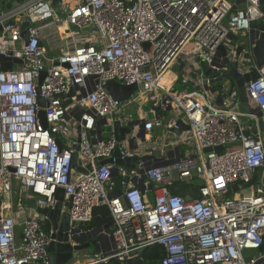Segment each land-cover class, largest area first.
<instances>
[{"label":"built area","instance_id":"built-area-1","mask_svg":"<svg viewBox=\"0 0 264 264\" xmlns=\"http://www.w3.org/2000/svg\"><path fill=\"white\" fill-rule=\"evenodd\" d=\"M13 1L0 0V57L21 61L8 71L0 63V264H47L57 230L24 202L53 208L59 189L70 204L71 232L91 223L96 207L111 213L109 248L86 264H140L152 246L165 249L162 264H264V66L252 40L264 0H243L244 8L230 0H24L3 10ZM220 47L242 75L254 73L247 101L261 118L234 111L231 80L205 76L204 62L223 63ZM175 67L176 86L188 90L163 81ZM111 81L137 91L117 101L106 87ZM143 102L169 117L134 121L130 108ZM179 122L188 129L177 135ZM116 123L132 125L121 143ZM155 129L163 130L162 140ZM134 157L140 161L128 174L118 160ZM184 183L202 198L171 193ZM250 251L256 255L246 258Z\"/></svg>","mask_w":264,"mask_h":264},{"label":"water","instance_id":"water-1","mask_svg":"<svg viewBox=\"0 0 264 264\" xmlns=\"http://www.w3.org/2000/svg\"><path fill=\"white\" fill-rule=\"evenodd\" d=\"M24 0H15V2L9 6V8L17 7ZM262 11L264 13V6L262 7ZM10 25L14 26L15 22L11 21ZM28 23H23L21 26L22 37L28 42L29 36L27 32ZM75 31L79 29L74 27ZM252 40L254 42L253 54L256 60V63L259 67L264 66V20L260 21L257 27L253 30ZM148 44H145L146 49H148ZM243 47H239L237 50V55L239 56ZM219 52L224 57V61L222 64H218L215 60L210 65L208 62H204L203 68L205 69V76L210 78H217L216 82H221L224 79H229L233 82L235 87L238 89V107L234 109L235 112L240 113L241 115L247 116L248 114H256L258 118H261L259 113H256L251 110L247 101L246 94V84L249 83L254 78V73L242 75L239 71L238 62H231L229 58L226 57L227 53L224 47L219 48ZM1 69L3 71L12 70L14 64H20L21 61L18 59H9L6 57H0ZM45 76V73L41 75L40 85ZM107 90L112 95V97L117 101H125L128 100L134 93L137 91L136 85L125 86L121 85L115 81H111L107 84ZM38 94H40V90H38ZM73 95V93L71 94ZM39 105L43 108L46 106V101L39 97ZM38 119L41 127L43 129L48 128L46 115L43 110L38 112ZM180 129H175L173 132L177 135L181 133L182 130H187L188 127L182 124V122L178 123ZM131 126L129 127H121L119 123L114 125V136L118 143H121L125 140L126 134L131 132ZM258 127L264 133V122L259 119ZM222 148L218 147L215 151H221ZM211 149H206L205 152H211ZM116 156H119L118 151L116 152ZM140 161L139 157H134L126 160H118V164L124 166L126 172L129 174L130 171L137 165ZM111 160H106L102 162L103 164L110 163ZM73 166H76V156H74ZM91 171V166L87 168ZM83 173H87L88 170H81ZM259 174V169L255 170V178L253 182H255L257 175ZM127 176L125 181H128ZM238 186L234 185L232 189L227 193V197H230L233 194V191H237ZM171 193L173 195L181 196V197H193L195 199H201L202 194L199 188L194 187L191 184L184 183L179 184L171 188ZM65 192L63 189H59L56 194V204L53 208H39L36 205L35 200H28L24 202V205L30 207L38 214L46 218L50 225L57 230V233L54 237L53 242L50 244L48 248V259L47 264H71L74 260H77L81 257L89 256L87 253L91 248L96 249L98 242L101 238L110 234L113 231V227L110 224L106 228H104V232L102 230H91L85 231L84 226L79 225L76 231L71 232L70 226V215L67 211L70 204L68 206L65 205ZM81 232V234H80ZM260 252H264V236H263V245L259 250ZM140 264H143L142 262Z\"/></svg>","mask_w":264,"mask_h":264},{"label":"crops","instance_id":"crops-1","mask_svg":"<svg viewBox=\"0 0 264 264\" xmlns=\"http://www.w3.org/2000/svg\"><path fill=\"white\" fill-rule=\"evenodd\" d=\"M67 2L69 3H72V4H76V2H78V0H66ZM15 2V0L11 3V4H4V8L3 10H7V9H10L9 6L12 5L13 3ZM230 2L232 3V5L235 7V8H244L245 7V3L243 0H230ZM89 33L90 36H94L96 31L95 30H89ZM88 35V39L90 38V36ZM237 40V38H236ZM46 48L47 50L49 51V53L51 55H57L59 54V50H57V44L54 45V44H50V43H47L46 44ZM180 72V70H179ZM169 75L171 74L172 77H173V81L171 82L170 81V78L168 77V83L167 85L168 86H173V88L177 89V90H188V86H184V85H181L180 83V87L177 88L176 87V83H177V79H179V74L177 71H175L174 69L171 70L169 73ZM177 84V85H178ZM218 104V103H217ZM150 103H146V102H143L142 104L140 105H134L132 108H130V113L133 115L134 117V121L136 122H139L140 120L142 119H148L149 121L153 120L155 117H157L158 115H161L162 117L164 118H168L169 117V114L167 111H164L162 110L161 108H159L158 106H153L150 107ZM220 105V104H218ZM134 107H138L139 110H135ZM145 107L147 109H145ZM152 135L154 138H158V140H162V137L164 136V132L163 130L161 129H155L153 132H152ZM152 149V148H151ZM6 202V201H5ZM27 207V206H26ZM28 209L31 210V212L33 211H36V210H33L32 208L30 207H27ZM1 211V210H0ZM4 210L2 211V215H4ZM91 231V230H90ZM20 234V233H19ZM109 248V242L107 241V239H105L104 237L100 239V241L98 242V245L96 247V249L94 250L93 254H89V256H93L95 254H100L102 252H106ZM79 260H82L81 262ZM88 258L87 257H81V258H78L77 259V262L74 263V264H86L88 262Z\"/></svg>","mask_w":264,"mask_h":264},{"label":"trees","instance_id":"trees-1","mask_svg":"<svg viewBox=\"0 0 264 264\" xmlns=\"http://www.w3.org/2000/svg\"><path fill=\"white\" fill-rule=\"evenodd\" d=\"M120 185L119 180L117 181ZM120 187V186H119ZM118 187V188H119ZM112 223V216L109 209L105 206L96 207L93 212V220L84 227L85 231L102 230ZM46 228H50L49 222L45 223ZM166 252L162 246H152L144 249L141 253V260L143 264H162Z\"/></svg>","mask_w":264,"mask_h":264},{"label":"rangeland","instance_id":"rangeland-1","mask_svg":"<svg viewBox=\"0 0 264 264\" xmlns=\"http://www.w3.org/2000/svg\"><path fill=\"white\" fill-rule=\"evenodd\" d=\"M87 32H89V29H88V28L85 29L84 33H87ZM173 69H174L175 71L178 72V67H175V68H173ZM166 77H169L171 82L174 80L171 74H170V75L168 74ZM226 81H228V80H226ZM176 87L179 88V87H180V84H178ZM150 107H152V105H150ZM147 108H148V107H147ZM147 108L145 107V109H147ZM134 109H135L136 111L139 110L138 107H134ZM244 120L248 121L246 118H245ZM106 131H107V129H106ZM263 135H264V134H263ZM108 136H109L108 133L105 134V138H107ZM197 184L199 185L200 182L198 181ZM93 252H94V248H91L87 253H88V254H93ZM255 255H256L255 252H251V251H250V252H245V256H246V258H249L250 256H255ZM86 257H87V256H86ZM79 261L81 262L82 260H79ZM76 262H77V260H74L71 264H74V263H76Z\"/></svg>","mask_w":264,"mask_h":264},{"label":"bare ground","instance_id":"bare-ground-1","mask_svg":"<svg viewBox=\"0 0 264 264\" xmlns=\"http://www.w3.org/2000/svg\"><path fill=\"white\" fill-rule=\"evenodd\" d=\"M163 81H165V84H167L168 83V77H166ZM169 84V83H168ZM5 205L6 204H8V199L6 198L5 199ZM4 216H9V212L8 211H5L4 212ZM22 226H18L17 228H16V232H17V234H19V233H21L22 232Z\"/></svg>","mask_w":264,"mask_h":264}]
</instances>
